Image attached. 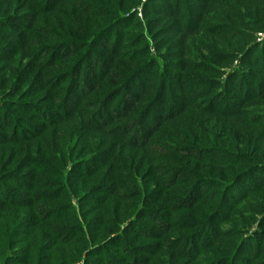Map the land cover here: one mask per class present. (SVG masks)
<instances>
[{
	"label": "trees",
	"instance_id": "1",
	"mask_svg": "<svg viewBox=\"0 0 264 264\" xmlns=\"http://www.w3.org/2000/svg\"><path fill=\"white\" fill-rule=\"evenodd\" d=\"M28 1L0 0V195L42 208L36 264H260L264 0Z\"/></svg>",
	"mask_w": 264,
	"mask_h": 264
},
{
	"label": "rangeland",
	"instance_id": "2",
	"mask_svg": "<svg viewBox=\"0 0 264 264\" xmlns=\"http://www.w3.org/2000/svg\"><path fill=\"white\" fill-rule=\"evenodd\" d=\"M232 1L234 2L233 8L236 11H240L241 13L244 14L245 10L243 8H245L247 0H210L209 6H208L210 18L205 24L210 27L221 26V22H218V21L222 19V16H221L222 10H227V13L230 15H236L237 12L235 11L232 12L230 9L228 10L227 3L229 2L232 3ZM29 2L33 3L34 0H29L28 3ZM236 2H239L241 4L240 8H238V6L235 5ZM14 27H15V30H14L15 34L20 35L21 33H23L20 30V26H18V24H15ZM1 35H5V34L1 33ZM27 35H30V33L27 32ZM256 39H258V41L264 39V34H257ZM24 43H26V40H20L19 42L20 45H23ZM48 54L51 55L52 51ZM46 55L43 53V51H40L38 55L36 56V58L38 60H41ZM259 65L261 64L257 63V67H259ZM45 80H46V83H48L50 81L49 76H47ZM50 84L52 85L51 89L54 92L57 91V93H60V92H64L65 90L64 87L67 84V80L62 81L56 78ZM22 185L18 186L17 189L14 188L12 184L7 185L8 187H10V189L14 193L13 196H10L11 198L7 199L0 195V244L3 243L4 245V249L2 250V253H0V264H36L37 262L40 261L41 257L46 256L45 253L42 256H40L43 249H41L39 245L40 246L42 245V241L40 243H32L33 242L32 239L39 238L40 234H41V237L44 238V235L46 232L45 230L39 231L40 227L44 226V223L40 222V219H41L40 217L41 215H43L42 208H38V204H36L35 198L30 197L31 187L29 186L30 189L28 190L27 189L28 187L24 185V187H26V190H24L23 188H20V187H23ZM31 186L33 185L31 184ZM172 189L182 190L183 188L178 186ZM169 195H171L170 197L172 198H176L179 194H176L171 190L169 191ZM144 225L150 226L147 222H144ZM222 229L227 230L228 226H222ZM256 229H257V226H254L250 233H252ZM54 236H56L55 233H54ZM74 237H77V235ZM144 243H150V242L146 241ZM152 243H156V241H153ZM55 244H56L55 247L58 252V256L63 255L65 258H67V261L70 262V264H73V260H74L73 257L75 255L74 249L76 247L74 243H69V244L68 243H65V244L55 243ZM121 245L122 244H119L117 249H113V251L115 250L116 252L118 251L122 259H126L128 260V262H131L132 258H129V255H131L132 257H136V256L145 257V254L143 253L134 255V251H132L131 254L129 255L121 254L122 249H123ZM178 247L180 246L175 245V247L173 248L175 249L174 251H177ZM111 252L112 250L107 251V254L105 253L104 255L100 256L101 264H108L107 262H109L110 260L109 257H112ZM260 253H261V256L259 255L260 258L258 259V262L260 264H264V248L261 250ZM59 260L60 259L58 258L55 259V257L51 255V259L49 258L48 264H58ZM89 260H92V258H89ZM197 261L199 264L210 263V261L206 262L204 259H202V256H201V259ZM75 264H83V262L81 263L79 261Z\"/></svg>",
	"mask_w": 264,
	"mask_h": 264
}]
</instances>
